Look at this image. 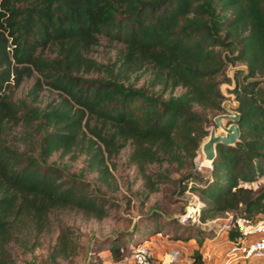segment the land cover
I'll use <instances>...</instances> for the list:
<instances>
[{
  "label": "trees",
  "instance_id": "1",
  "mask_svg": "<svg viewBox=\"0 0 264 264\" xmlns=\"http://www.w3.org/2000/svg\"><path fill=\"white\" fill-rule=\"evenodd\" d=\"M101 36L124 44L118 63L90 56ZM239 64L245 68L235 70L232 91L241 138L218 145L211 175L203 178L196 158L222 111L221 84L232 81L227 69ZM141 71L151 78L139 87L130 80ZM33 77L32 101L45 86L60 100L44 109L13 100L12 90ZM18 126L27 133L22 139L11 135ZM26 137L37 157L16 147ZM129 141L130 162L149 191L158 190L147 173L152 163L177 164L181 193L188 180L202 184L192 187L204 203L197 214L202 222L225 213L264 215V0H0V264H16L11 243L32 251L35 244L20 241V231L30 226L43 233L56 209L108 215L90 181L46 163L54 152L87 155L88 170L109 184L112 159ZM147 228L137 226L136 236ZM236 234L228 230L230 238ZM64 240L62 233L53 257L64 252ZM125 244L111 241L112 261L125 256Z\"/></svg>",
  "mask_w": 264,
  "mask_h": 264
},
{
  "label": "rangeland",
  "instance_id": "2",
  "mask_svg": "<svg viewBox=\"0 0 264 264\" xmlns=\"http://www.w3.org/2000/svg\"><path fill=\"white\" fill-rule=\"evenodd\" d=\"M124 47L122 42L101 36L100 45L89 54L98 62L111 65L118 63ZM243 67L245 68L242 64L230 65L227 75L232 78V81H224L221 84V89H228L226 84L233 82L235 70ZM229 72L233 75L230 76ZM89 76H97V74L93 73ZM150 78L149 73L141 71L132 74L130 81L140 87L146 84ZM35 82L36 77L24 80L18 88L12 90L13 100H22L39 109H44L50 104L54 105L60 100L58 91L45 86L37 100L32 101L29 92ZM158 89L159 87L156 88V91ZM181 91L182 89L178 88L175 93ZM230 92L233 91L230 90ZM14 134L17 138H21L25 137L27 133H24L23 128L18 126L13 129L11 135ZM11 135L7 136V139H11ZM30 141L31 139L26 137L17 143L16 147L20 151H30L37 157L38 152L32 150L29 145ZM133 148L134 146L129 141L112 159V163H114V166L111 163L113 177L107 178L109 184L102 182L97 172L88 170L87 155L79 154L78 151L67 155H62L61 151L54 152L46 160V163L57 164L63 168L65 175L69 178L82 177L90 181L94 192L103 196L107 201L108 215L99 219L95 215L72 208H59L52 211L48 228L43 233L36 235L30 226L26 230L20 231L18 236L20 241H25L29 246L35 244L32 251L24 250L18 242L9 244L8 249L16 257V264H92L93 262L110 264L112 261L110 247L113 239L120 237L126 241L122 254L128 256L136 248L134 245L137 239H145L157 229L161 230L159 238L167 235L168 239L172 241H181L183 243L178 244L184 245L191 252L187 254V261L186 259L181 260L180 264H213L214 259L211 255L213 251L206 249V247L212 248V246L220 249L217 258L223 257L221 249H224L222 243L225 239L222 240L219 232L227 221L228 214H222L215 220H208L207 223L199 222L197 214L200 213L204 203L200 198L199 191L193 190L192 187L202 184L198 181L188 180V189L181 193L182 185L177 186L175 181L183 172L176 171V163L146 165L147 173L158 186V190L149 191V187L146 186L147 179L138 166L130 162ZM201 158L200 148L195 170L198 171L200 177L206 178L211 175L213 166L203 167ZM160 173L168 176L170 181L159 183L157 175ZM252 187L258 188L259 182L253 184ZM187 214L194 215L196 220H185ZM139 224L141 226L146 224L148 228L141 236H136V227L140 226ZM213 229H216L217 233L212 232ZM62 233L65 237L64 241H66L61 246L64 247V252L62 255L53 257V249L58 244V238ZM150 246L153 247V244ZM177 247L179 246L176 244L174 248ZM216 247H214L215 252ZM202 250L204 253L201 252ZM215 252L213 253L215 254ZM215 256L217 255L215 254Z\"/></svg>",
  "mask_w": 264,
  "mask_h": 264
},
{
  "label": "built area",
  "instance_id": "3",
  "mask_svg": "<svg viewBox=\"0 0 264 264\" xmlns=\"http://www.w3.org/2000/svg\"><path fill=\"white\" fill-rule=\"evenodd\" d=\"M227 214V221L220 231H226L228 236L223 244L224 249H221L224 264H264V215L253 218L244 214L238 216L233 213ZM188 219L196 220L193 215L187 214L185 220ZM212 220L215 219L210 221ZM199 222L203 224L208 220ZM231 229L237 233L233 238L228 235V230ZM149 244L146 241L136 246L130 255L111 261L110 264H180L182 260L180 249L172 248L162 258H157L155 250Z\"/></svg>",
  "mask_w": 264,
  "mask_h": 264
},
{
  "label": "water",
  "instance_id": "4",
  "mask_svg": "<svg viewBox=\"0 0 264 264\" xmlns=\"http://www.w3.org/2000/svg\"><path fill=\"white\" fill-rule=\"evenodd\" d=\"M226 85L228 89H222L224 95L222 112L214 117L213 124L208 127L209 135L201 145V162H210L212 166L218 156V145H236L242 133L238 95L230 92L235 88L236 81L233 85Z\"/></svg>",
  "mask_w": 264,
  "mask_h": 264
},
{
  "label": "crops",
  "instance_id": "5",
  "mask_svg": "<svg viewBox=\"0 0 264 264\" xmlns=\"http://www.w3.org/2000/svg\"><path fill=\"white\" fill-rule=\"evenodd\" d=\"M229 74H230V76H232L233 75V73H230L229 72ZM234 82H235V80L233 79V82L230 84V85H233L234 84ZM220 131V130H219ZM261 182H263L264 183V177L261 179ZM220 233V235H221V238H222V240H224V239H226L228 236L226 235L227 233H226V231H223V232H219ZM161 233H159V234H156L155 236H151L150 238H149V240H148V242L150 243V244H153V249L155 250V253H156V256H157V258H162L163 256H164V254L168 251V250H170V249H172V248H174L175 247V245L177 244V246H179V247H177L178 249H180L181 250V253H182V260H184V259H186V261H187V257H188V255L187 254H190L191 252H189L188 251V249H187V247H184V245H179L178 243H183V242H181V241H172V240H170V239H168V236L166 235V236H163L162 238H159L158 236L160 235ZM223 236V237H222ZM225 236V237H224ZM156 240V241H155ZM173 243V244H172ZM175 244V245H174ZM222 244H224V243H222ZM193 246V245H192ZM206 247V246H205ZM214 247H216V246H212V248H210V247H206V249H210V250H212L213 252H215L214 251ZM187 249V250H186ZM218 250L219 249H217V247H216V252H215V254L217 255V256H215V254L213 253V252H211L212 254L211 255H213V259H214V261H213V264H224V262H223V258L221 257V258H217L218 256H219V253H218ZM202 253H204V251L202 250L201 251ZM185 264V263H184Z\"/></svg>",
  "mask_w": 264,
  "mask_h": 264
},
{
  "label": "bare ground",
  "instance_id": "6",
  "mask_svg": "<svg viewBox=\"0 0 264 264\" xmlns=\"http://www.w3.org/2000/svg\"><path fill=\"white\" fill-rule=\"evenodd\" d=\"M201 165L203 166V167H208V166H210V167H212V165H211V163L210 162H201Z\"/></svg>",
  "mask_w": 264,
  "mask_h": 264
}]
</instances>
